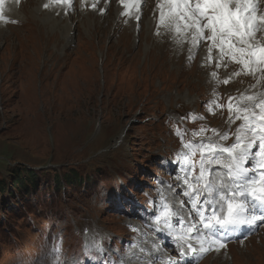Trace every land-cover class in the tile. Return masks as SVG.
Returning a JSON list of instances; mask_svg holds the SVG:
<instances>
[{"label": "rangeland", "instance_id": "1", "mask_svg": "<svg viewBox=\"0 0 264 264\" xmlns=\"http://www.w3.org/2000/svg\"><path fill=\"white\" fill-rule=\"evenodd\" d=\"M80 27L91 29L88 20ZM85 30H79L77 49L71 54L55 47L57 35L50 42L46 40L43 35L46 31L11 30L7 34L12 36L0 40L3 46L0 50V177L7 178L11 171L12 174L35 171L42 174L40 184L45 181L44 186L23 199L24 207L40 203L57 207L69 191L58 189L49 194L45 187L52 185L54 173H66L65 169L85 172L92 180L85 189L79 185L70 189L78 192L73 199L85 196L87 199L74 205L69 202L66 211L93 204L95 195L91 199L90 195L104 184H110L107 164H127L128 173L121 180L129 181L131 175L138 174L137 179L141 181V175L150 173L155 161L171 149L168 139L179 137L177 140L181 142L184 138L179 131L167 130L165 135L159 124L162 117L153 118L155 126L146 122V118L151 117L145 114L151 103L153 111L158 106L159 114L166 111L174 114L177 122L181 118L186 125L184 129L190 128L191 141L195 144L211 141L231 146L243 123L242 120L230 122L229 116L216 114L210 104L196 114L201 94L207 93L206 74L198 70L196 64L171 62L169 68L164 67L160 56L164 60L166 50L161 47L151 50L146 33L135 57L128 61L123 57L117 59L112 51L128 47L127 40L112 44L113 49L105 40L106 33H99L94 27L92 31ZM89 32L92 36L87 34ZM251 78L243 71L237 81L249 79L258 84ZM178 115L182 116L178 118ZM213 121H221V127H229L231 133H226L227 139L216 136L208 124ZM196 124L206 128L200 130ZM157 127L160 132L154 142ZM185 143L182 142L177 153ZM184 150L182 155L188 151ZM223 159L227 157L224 155ZM214 166L217 165L211 167ZM95 169L100 171L94 172ZM133 180L128 188L137 185L136 179ZM10 204L13 211L22 209L18 203L10 201ZM2 212L9 222L22 216ZM110 213H106V219ZM3 221H0V240L6 237ZM262 242L264 237L257 243ZM256 251L255 263L245 257L241 258L243 263L237 264H264V252L258 248ZM0 259L1 264L11 262L2 256Z\"/></svg>", "mask_w": 264, "mask_h": 264}, {"label": "snow or ice", "instance_id": "2", "mask_svg": "<svg viewBox=\"0 0 264 264\" xmlns=\"http://www.w3.org/2000/svg\"><path fill=\"white\" fill-rule=\"evenodd\" d=\"M52 3L71 5V0H52ZM52 3H46L44 8H50ZM3 5L4 0H0V20L4 19ZM92 7L95 9L96 4ZM257 12L256 0H168V24H176L178 33L181 24L184 29H191L194 46L205 39L210 40L209 60L216 48L219 60L230 57L246 74L259 73L264 77V38L257 35L264 33V15L258 19ZM160 21L165 22L163 10ZM245 99L247 103L238 105L234 115V119L242 120L243 124L237 129L231 146H220L211 141L184 144L188 151L178 163L184 169L182 181L186 187L182 195L187 199L175 210L164 204L162 221L158 217L161 226L156 228L157 231L170 230L173 216L179 218L178 222L187 219L183 206L191 202L189 213L195 215L183 224L184 234H173L178 246L184 249L181 255L219 251L231 230L264 223V96L249 95ZM255 109H259V122ZM229 113H233L231 104ZM232 118L230 116V122ZM221 138L227 139V134H221ZM197 151L200 153L199 172L192 176L196 169L193 157ZM214 164L225 171L214 172L211 167ZM206 206L211 208L210 214H207ZM186 236L190 238L186 239ZM193 241L199 242V248Z\"/></svg>", "mask_w": 264, "mask_h": 264}, {"label": "trees", "instance_id": "3", "mask_svg": "<svg viewBox=\"0 0 264 264\" xmlns=\"http://www.w3.org/2000/svg\"><path fill=\"white\" fill-rule=\"evenodd\" d=\"M98 170L99 169H95L94 172ZM65 172L66 173L63 174H53L55 189H61L63 184L67 186L66 190L73 189L78 185L85 189L89 182L92 181L85 172L79 173L73 168L67 171L65 169ZM39 178L42 179V176L37 175L33 171H16L13 174L11 171L7 178L4 179L3 176L0 177V208L5 205V208L11 207L10 201H12L15 204L18 203L22 205L23 209H28V207L23 206V199L29 198L30 194H34L40 186L45 185V181L43 184H40ZM69 194H75V191L71 190ZM15 197H17V199ZM13 199L17 201H13Z\"/></svg>", "mask_w": 264, "mask_h": 264}, {"label": "bare ground", "instance_id": "4", "mask_svg": "<svg viewBox=\"0 0 264 264\" xmlns=\"http://www.w3.org/2000/svg\"><path fill=\"white\" fill-rule=\"evenodd\" d=\"M31 16H32L34 19H36L35 16H34V13H32V12H31ZM88 23L91 24V21L88 20ZM43 28L46 29L45 26H42V29H43ZM78 28H79V27H78ZM142 30H143V28H142ZM48 31H49V32H54L55 30H54V29H50V28H48ZM86 31H89L88 28L86 29ZM142 32H143V31H142ZM56 50H57V49H56ZM60 51H61V50H60ZM57 61H58V60H57ZM251 80H252V78H251ZM239 250H240V249H239Z\"/></svg>", "mask_w": 264, "mask_h": 264}]
</instances>
